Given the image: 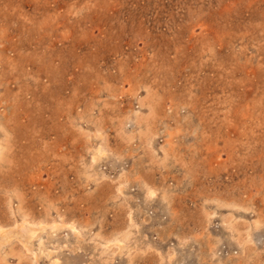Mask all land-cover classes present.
Returning a JSON list of instances; mask_svg holds the SVG:
<instances>
[{"label": "rangeland", "instance_id": "1", "mask_svg": "<svg viewBox=\"0 0 264 264\" xmlns=\"http://www.w3.org/2000/svg\"><path fill=\"white\" fill-rule=\"evenodd\" d=\"M0 264H264V0H0Z\"/></svg>", "mask_w": 264, "mask_h": 264}, {"label": "bare ground", "instance_id": "2", "mask_svg": "<svg viewBox=\"0 0 264 264\" xmlns=\"http://www.w3.org/2000/svg\"><path fill=\"white\" fill-rule=\"evenodd\" d=\"M141 105V104H140ZM129 137V136H128ZM118 178V177H117ZM101 179V178H100ZM124 180V179H123ZM118 181V180H117ZM119 183V182H118ZM124 186V185H123ZM150 190V189H149ZM148 191V190H147ZM150 192V191H149ZM148 193V192H147ZM77 225V224H76ZM66 226V225H65ZM80 226V225H79ZM68 227V226H67ZM76 228H78L77 226H75ZM81 228V227H80ZM77 235V234H76ZM122 236V235H121ZM126 237V236H125ZM120 238V237H119ZM115 240H116V238H114ZM119 240V239H118ZM83 241V240H82ZM115 242V241H114ZM116 242H118L117 240H116ZM113 243V242H112ZM120 246V245H119ZM121 247V246H120ZM74 248H75V246H74ZM81 249V248H80ZM132 254V253H131ZM130 255V254H129ZM186 256H187V254H186ZM130 259V258H129ZM50 262V261H49Z\"/></svg>", "mask_w": 264, "mask_h": 264}]
</instances>
